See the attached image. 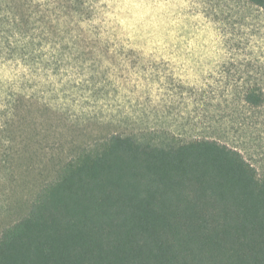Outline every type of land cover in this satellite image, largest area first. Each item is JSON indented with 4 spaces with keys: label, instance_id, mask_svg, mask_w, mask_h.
<instances>
[{
    "label": "rangeland",
    "instance_id": "obj_1",
    "mask_svg": "<svg viewBox=\"0 0 264 264\" xmlns=\"http://www.w3.org/2000/svg\"><path fill=\"white\" fill-rule=\"evenodd\" d=\"M77 1L74 11L68 0H31L26 31L0 29L10 42L0 45V115L26 96L48 119L29 172H0V232L26 215L59 158L112 134L166 147L214 140L262 177L264 103L243 100L250 89L264 93L260 8L247 0Z\"/></svg>",
    "mask_w": 264,
    "mask_h": 264
},
{
    "label": "trees",
    "instance_id": "obj_2",
    "mask_svg": "<svg viewBox=\"0 0 264 264\" xmlns=\"http://www.w3.org/2000/svg\"><path fill=\"white\" fill-rule=\"evenodd\" d=\"M247 1L264 13V0ZM32 12L31 0H0V29L26 31ZM243 100L259 107L264 93L253 88ZM8 109L0 172H29L47 109L26 96ZM52 172L26 215L0 232V264H264V174L226 145H144L112 134L59 158Z\"/></svg>",
    "mask_w": 264,
    "mask_h": 264
}]
</instances>
